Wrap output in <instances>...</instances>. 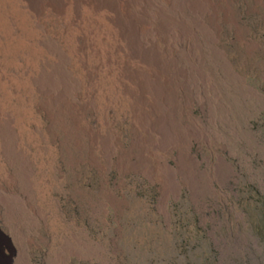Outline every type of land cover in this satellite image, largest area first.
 I'll list each match as a JSON object with an SVG mask.
<instances>
[{
  "label": "rangeland",
  "instance_id": "374dc122",
  "mask_svg": "<svg viewBox=\"0 0 264 264\" xmlns=\"http://www.w3.org/2000/svg\"><path fill=\"white\" fill-rule=\"evenodd\" d=\"M210 3L208 32L195 28L179 46L188 58L176 57L187 73L174 125L191 128L177 142L165 139L166 113L150 132L139 124L122 58L105 53L110 28H94L91 49L69 13L44 8L39 23L69 56L85 107L79 127L17 74L0 96L16 138L8 149L0 132V264H264V0Z\"/></svg>",
  "mask_w": 264,
  "mask_h": 264
},
{
  "label": "bare ground",
  "instance_id": "6f19581e",
  "mask_svg": "<svg viewBox=\"0 0 264 264\" xmlns=\"http://www.w3.org/2000/svg\"><path fill=\"white\" fill-rule=\"evenodd\" d=\"M46 6L59 16L69 13L70 27L76 30V41H82L91 49L96 48L92 32L97 30L102 37L107 36L103 28L108 26L116 43L105 49V53L122 58L119 68L124 74V87L134 103L139 124L145 128L142 129L150 132L149 122L162 124L168 116L170 123L161 127L166 135H170L165 139L174 142L187 139L191 128L180 129L173 119L178 117L174 114L178 105L173 103L180 89L178 80L187 73L176 57L188 56L179 46L192 40L195 28L207 31L201 17L210 8V0H177L170 7L158 0H0V96H7L12 75L28 78L51 107L66 106L81 127L80 113L85 106L76 98L81 83L68 70L69 56L48 40L39 23ZM22 7L26 9L25 13L21 11ZM30 16L35 17L36 24L33 25ZM10 119L9 114L0 112L2 142L8 149L15 147L16 142ZM13 153L19 174L27 179L28 158L20 151ZM158 168L168 180L169 170L160 164ZM3 197L0 187V199L5 202ZM14 199L25 209L21 200Z\"/></svg>",
  "mask_w": 264,
  "mask_h": 264
}]
</instances>
